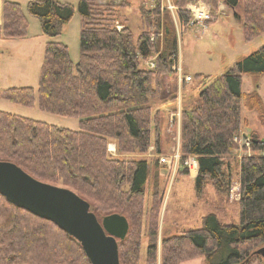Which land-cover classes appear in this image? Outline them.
I'll list each match as a JSON object with an SVG mask.
<instances>
[{
	"label": "trees",
	"instance_id": "1",
	"mask_svg": "<svg viewBox=\"0 0 264 264\" xmlns=\"http://www.w3.org/2000/svg\"><path fill=\"white\" fill-rule=\"evenodd\" d=\"M153 1L154 7L141 15L145 27L137 37L128 25H116L126 0L102 5L97 0H79L76 9L57 0L29 2L28 14L39 20L42 33L50 39L77 11L80 58L73 63L65 44L47 42L37 90L0 89V97L11 103L31 107L37 96L41 111L78 119V129L73 131L0 111V161L14 163L38 181L73 191L89 204L97 220L100 213L133 219L149 175L146 160L112 158L108 144L113 141L119 153H145L160 111H153L152 101L159 98L164 104L177 97L176 86L168 91L163 86L165 76L176 75L177 38L173 26L160 21L167 11L161 8V0ZM188 1L171 0L182 28L191 19L183 10ZM204 1L213 8L221 2ZM223 1L241 10L234 17L241 23L245 41L264 33V0ZM0 21V38L25 36L27 22L18 3L5 1ZM150 60L153 67L142 65ZM245 74L264 75V46L218 77H190L197 81L196 93L180 106V152L197 160L198 196L210 186L218 199H228L235 182L229 161L239 149L234 139L245 135L251 141L249 155L237 162L232 159L239 187L238 223H224L215 212L207 214L201 228L163 242L160 264L190 259L183 254L187 249L203 256L207 264H264L256 254L264 247V139L243 134L242 102L262 123L264 105L256 91H241ZM117 242L120 264H138L140 245L131 231ZM147 254L145 264H157L153 244ZM0 264L90 262L76 240L0 194Z\"/></svg>",
	"mask_w": 264,
	"mask_h": 264
},
{
	"label": "rangeland",
	"instance_id": "2",
	"mask_svg": "<svg viewBox=\"0 0 264 264\" xmlns=\"http://www.w3.org/2000/svg\"><path fill=\"white\" fill-rule=\"evenodd\" d=\"M14 2L20 5L27 27L26 34L22 38L2 39L0 38V89L30 87L35 91L38 87L40 68L44 57V47L47 42H60L67 46L71 61L77 63L80 58L79 36L81 20L75 10L70 21L61 26L60 34L50 39L42 33L40 22L37 18L28 14L27 5L36 0H0V9L5 2ZM61 3H70L76 9L79 0H57ZM165 5L166 1L161 0ZM171 2V0H169ZM206 4L213 14V18L201 26H188L182 28L178 23L175 9L161 13L162 24L172 25L177 38V65L182 68V76L194 77L196 74L203 76L218 77L240 58L250 55L264 46V33L245 41L241 23L234 17V13H241L229 8L223 0L213 8L204 0H190L184 7L196 2ZM98 5L108 3L97 0ZM127 5L119 8V16L116 25L124 24L130 27L134 37L144 29L141 15L145 10L154 7L153 0H126ZM223 5V6H222ZM152 60L143 63L144 67H150ZM197 81L179 82L177 75L169 74L163 78L164 90L176 86V100L164 104L157 100L152 101L153 111L156 109L157 122L151 130V145L143 154L109 152L112 158L124 161L146 160L149 166V175L144 187L143 196L136 206L135 216L128 219V232L131 231L140 245L138 264H145L147 249L153 244L156 248V263L160 264L163 250V242L167 239L179 236L189 229L202 227V218L209 213L215 212L218 218L227 224L238 223V205L235 196L228 199H218L214 190L209 186L202 195L198 196L193 175H187L183 168L178 166L175 171L158 162L162 155L172 153L180 144V121L179 126L175 117L183 102L196 93ZM241 91L248 94L256 91L264 105V75L245 74L242 76ZM0 111L44 122L57 128L76 131L78 119L59 117L51 113L41 111L38 107L36 96L34 105L26 107L11 103L0 97ZM243 126L245 134H256L264 139V122H260L256 113L248 110L245 101L242 102ZM109 145L115 144L110 141ZM180 148V146H179ZM248 150L238 149L233 153L229 163L234 166V180L232 187H237V171L235 162ZM60 186V185H57ZM63 188V187H62ZM236 189V188H235ZM236 194V190L234 191ZM233 193V194H234ZM103 213L99 214L98 220L103 219ZM119 214V213H118ZM104 215V214H103ZM127 219V218H126ZM127 236V235H126ZM42 238V237H41ZM126 238V237H125ZM47 241L48 237L43 236ZM44 243V242H43ZM22 246V245H21ZM29 251V248L25 249ZM26 251V252H27ZM190 259L179 264H207L203 256H197L192 249L185 251Z\"/></svg>",
	"mask_w": 264,
	"mask_h": 264
},
{
	"label": "water",
	"instance_id": "3",
	"mask_svg": "<svg viewBox=\"0 0 264 264\" xmlns=\"http://www.w3.org/2000/svg\"><path fill=\"white\" fill-rule=\"evenodd\" d=\"M0 194L76 240L90 264H120L117 240L125 239L129 227L124 216L111 214L99 222L89 204L73 191L38 181L7 161H0ZM256 254L264 260V247Z\"/></svg>",
	"mask_w": 264,
	"mask_h": 264
},
{
	"label": "built area",
	"instance_id": "4",
	"mask_svg": "<svg viewBox=\"0 0 264 264\" xmlns=\"http://www.w3.org/2000/svg\"><path fill=\"white\" fill-rule=\"evenodd\" d=\"M165 1H166L165 5H163L161 1L162 9L171 11V13L174 9H175V12L177 11V8L172 4V2H170L169 0H165ZM183 10L188 12L191 16V19L189 22L190 26L204 27L205 24L213 18V14L211 10L209 9V7L206 4L199 2V1L196 3H192L190 5H187L186 7L183 8ZM149 66L153 67V64L150 63ZM173 70L176 72L179 82H189L190 81V76H184L183 78L182 68L180 64L177 67H174ZM174 117H175V120H177L178 126H179V121H180V110L179 109L176 112V115L173 116V119ZM234 141L235 143L238 144L239 149L248 150V152L245 153V155L250 154L249 149L251 146V141L247 136L242 135L240 138H235ZM108 151L109 152L115 151V148L113 147V149L111 150L110 147H108ZM245 155L243 154L242 156H245ZM158 162L164 166L169 167L171 170L173 169V171H175L177 167L180 166L183 168V170L187 172V175H190V176L193 175V177L196 176L197 171H198V164H197V160L195 156L182 155L180 152L179 144H178V147L172 151V153L168 155L160 156L158 158ZM235 190H236V194L234 193ZM229 195L235 196L237 199H239V187L238 186L234 188L231 187Z\"/></svg>",
	"mask_w": 264,
	"mask_h": 264
},
{
	"label": "crops",
	"instance_id": "5",
	"mask_svg": "<svg viewBox=\"0 0 264 264\" xmlns=\"http://www.w3.org/2000/svg\"><path fill=\"white\" fill-rule=\"evenodd\" d=\"M102 2H105V0H102ZM105 4V3H104ZM223 6V5H222ZM1 22V21H0ZM234 156V155H233ZM193 179H195V177L193 178ZM237 186H238V183H237Z\"/></svg>",
	"mask_w": 264,
	"mask_h": 264
},
{
	"label": "bare ground",
	"instance_id": "6",
	"mask_svg": "<svg viewBox=\"0 0 264 264\" xmlns=\"http://www.w3.org/2000/svg\"><path fill=\"white\" fill-rule=\"evenodd\" d=\"M109 147H110L111 150L113 149V145H110Z\"/></svg>",
	"mask_w": 264,
	"mask_h": 264
}]
</instances>
